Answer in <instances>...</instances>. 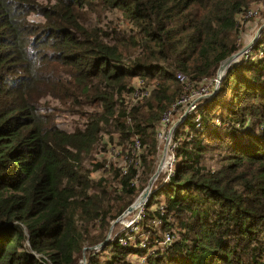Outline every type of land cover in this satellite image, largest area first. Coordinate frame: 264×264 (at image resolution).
Listing matches in <instances>:
<instances>
[{
	"label": "trees",
	"instance_id": "16d2710c",
	"mask_svg": "<svg viewBox=\"0 0 264 264\" xmlns=\"http://www.w3.org/2000/svg\"><path fill=\"white\" fill-rule=\"evenodd\" d=\"M263 1L0 0V264H82L83 254L86 264H133L142 255L145 264H264V56L234 61L175 129L174 171L166 181L158 175L140 225L148 248L166 231L178 238L148 254L138 240L119 245L117 225L99 251L89 249L155 170L156 126L183 91L176 73L195 85L216 78L239 50V17ZM106 9L121 20L92 27L80 12ZM261 42L264 26L252 51ZM134 78L156 84L131 103L124 96ZM51 99L91 108L83 127H60ZM113 133L124 152L141 142L135 186L134 168L121 176L111 165L109 179H92L103 165H85Z\"/></svg>",
	"mask_w": 264,
	"mask_h": 264
},
{
	"label": "built area",
	"instance_id": "2783aa9c",
	"mask_svg": "<svg viewBox=\"0 0 264 264\" xmlns=\"http://www.w3.org/2000/svg\"><path fill=\"white\" fill-rule=\"evenodd\" d=\"M261 11H264V1L256 3L253 6L249 7L239 17L238 23H240L242 20L245 22V24L249 23L252 19L257 18ZM262 26H264V23ZM257 30H255V33L257 32ZM251 41L252 39L248 41V43H250ZM255 42L250 44L249 48L246 49L242 54L243 56H245V58L264 56V42H261L258 47L254 51H252ZM176 79L182 84L183 91L179 95V97L171 104L170 108H168L162 113L160 121L156 126L157 148L158 153H160L159 162L160 160L161 164L164 162L162 167L160 164V172H162L164 175V181L169 179L176 165L175 150L178 145V141L175 140L173 136L176 127L184 121L187 114H196L199 104L203 100L209 98L218 85L216 78H203L198 82L197 85H195L194 82L189 80V78L182 72L176 73ZM131 86L132 87L130 91L124 96L126 100L130 101L131 103H136L138 101L143 100L144 98H147L153 89V86L146 84L145 81L141 78H134V81ZM180 109H182L181 114H179V116L175 118ZM194 122L196 123V127L200 126L199 115L195 117ZM133 142L134 143H132L131 147L129 148L128 152H126L125 157H123V160L121 162L117 158V156H120L122 154L120 148L115 144L110 145V160L103 165V167L105 168H109L111 165L117 166L118 168H120L121 176H126L129 172V169L134 168L136 170V173L131 179V186H135L138 182L140 174L139 153L142 149L141 142L138 138H134ZM91 178L94 179L93 175ZM147 200L144 201L136 210L129 212L121 219V222L124 223L123 227L121 228L123 234L118 235L117 242L119 245L125 246L128 244H135L138 240V247L142 249H147L149 251V254L155 252L156 250H161L165 246L170 245L174 242V240L178 238V235L174 231H166L160 239H157L155 241L153 247L148 248L147 236H145L140 225L144 215V205ZM158 210L160 211V214H163V204H160L158 206ZM152 222L154 225L160 226L161 218L156 217L152 220ZM96 250H98V248H96ZM145 262L146 255L137 257L132 261L133 264H145ZM81 263L86 264L85 260H81Z\"/></svg>",
	"mask_w": 264,
	"mask_h": 264
},
{
	"label": "rangeland",
	"instance_id": "374dc122",
	"mask_svg": "<svg viewBox=\"0 0 264 264\" xmlns=\"http://www.w3.org/2000/svg\"><path fill=\"white\" fill-rule=\"evenodd\" d=\"M80 12H81V15L84 18V21L87 22V23H91L92 27L100 26V25L104 24L105 22H108L109 20H112V23L115 25L119 20H121V17H118L116 14L110 13V12H119L118 10H109V9H106L104 11H97V10H92V11L87 10V11H85L84 10V11H80ZM93 12H104V13L101 15V17H99L98 15H96ZM262 14L264 16V12H262ZM252 20L249 23H246V24H245V22L243 20L240 23H238V28H239V31H240L239 32V41H238L239 50L241 48H243L248 43V41H250L254 37L255 30H257L259 27H261L263 25V23H264V19L260 20V22L258 23V27L256 29H254V26H252V30L250 31L249 28H247V26L250 25ZM260 24H262V25H260ZM241 56H243V55H241ZM132 81H134V79H132ZM147 83L149 85H151V86H154L156 84L155 80H149V82H147ZM50 106L54 108L53 112L55 113L56 122L59 124L60 127L65 128L67 130H74L77 127H79V128L83 127L82 124L85 122V119H84L83 116L85 114H87L86 112H89L90 110H92L89 107H83V108H80V109L72 108V107H70L68 105H64V104H62L59 101L54 100V99L50 100ZM177 117L178 116L176 115L175 118H177ZM186 131H187V129L184 128V130L182 131L181 135L182 136L185 135L184 133H186ZM104 137L108 138V133H104L103 134V137H102L103 140H104ZM113 138L114 139L112 141H109L108 143H111L110 145L116 144L117 146H120V150H122V146H121V144H119V138L120 137L118 136V134L113 133ZM107 144H106V147L100 148L101 143H100V141L98 142V144L95 146V148L93 150L92 160L90 159L89 161L85 162V165L87 167H90L91 162L93 163V162L99 161V162L102 163V165H104L107 161L110 160L111 150H109V149H110L111 146L109 144L108 145ZM121 153L122 154L120 156H117V158H118V160L120 162L123 160V157H125L126 152L121 151ZM158 157L160 159V153H158ZM159 159L157 160L155 170H156V168L158 166ZM205 161H206V165H207L208 168H211L213 166V160L210 159L208 154L206 155ZM163 163L161 164V167L163 166ZM155 170H154V172H155ZM110 172L111 171L109 170V168L102 167L99 171L92 173L91 177L93 175V178L96 179L98 177H101V176L103 177L104 176V178L109 179L110 178ZM159 174L163 175L162 172H160ZM138 179H140V177ZM155 181L153 182V184H155ZM109 182L111 184H113L112 179H110ZM121 219L118 222H116V223H114V221H113V223L109 227V229H111V232H112L113 227H115L117 225H118V228L120 227V229L123 227L124 223L121 222ZM109 229H108V232H109ZM116 230H117V227H116ZM98 244H96V245H98ZM96 245L90 246L89 249L94 250ZM133 245H135V244L133 243ZM99 249L96 250V251H99ZM97 256L99 257L100 260H104L105 258L108 257V254L105 251V252L97 253ZM81 259L82 260L86 259V255L83 254ZM78 263H79V261H78ZM85 263H86V260H85Z\"/></svg>",
	"mask_w": 264,
	"mask_h": 264
},
{
	"label": "water",
	"instance_id": "95a60500",
	"mask_svg": "<svg viewBox=\"0 0 264 264\" xmlns=\"http://www.w3.org/2000/svg\"><path fill=\"white\" fill-rule=\"evenodd\" d=\"M261 28L262 26L257 30V32L255 33L254 37L252 38V41L248 44H246L243 48H241L240 50H238L237 52L233 53L232 55H230L229 57L225 58L219 68H218V71H217V75H216V79H217V88L220 84V81L225 73V71L227 70V68L234 62L236 61L243 53L246 49L249 48L250 44L254 43L255 41H257V38L259 37L260 35V32H261ZM216 88V89H217ZM215 89V90H216ZM216 92V91H215ZM213 92V94L215 93ZM212 94V95H213ZM211 95V96H212ZM160 164H161V160L155 170V172L151 175V177L149 178L148 182H147V185L146 187L140 192V194L137 196V198L134 200L133 203H131L122 213L120 216H118L116 218V220L114 221V223L118 222L124 215L128 214L129 212H132L135 208V205L136 204H140V203H143L144 201H146L150 194H151V188L153 186V182L155 181V179L157 178L159 172H160ZM111 237V229H109V232L106 236V238L101 242L99 243L98 245L95 246V249L96 248H102L108 241H109V238Z\"/></svg>",
	"mask_w": 264,
	"mask_h": 264
},
{
	"label": "bare ground",
	"instance_id": "6f19581e",
	"mask_svg": "<svg viewBox=\"0 0 264 264\" xmlns=\"http://www.w3.org/2000/svg\"><path fill=\"white\" fill-rule=\"evenodd\" d=\"M141 204H142V203H140V204H136V205H135L136 207L134 208V210H136ZM124 216H125V215H124ZM124 216H123V217H124Z\"/></svg>",
	"mask_w": 264,
	"mask_h": 264
}]
</instances>
